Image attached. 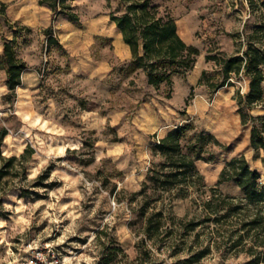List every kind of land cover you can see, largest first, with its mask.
I'll list each match as a JSON object with an SVG mask.
<instances>
[{
	"label": "clouds",
	"instance_id": "obj_1",
	"mask_svg": "<svg viewBox=\"0 0 264 264\" xmlns=\"http://www.w3.org/2000/svg\"><path fill=\"white\" fill-rule=\"evenodd\" d=\"M67 2L73 8L86 9L85 19L93 27L111 22L115 29L113 17L123 20L126 16L135 24L145 12L152 22L171 20L175 38L186 47L196 48L198 55L193 54L190 68L165 58L153 72L137 62L144 55L142 42L136 53L128 43L120 46L111 41L94 52L91 39L83 44L73 40L76 32L68 29L75 22L66 19L56 25L65 30L57 36L58 43L73 57H79L80 64L89 71L81 74L79 68H73L55 79L47 71L42 75L21 72L20 83L12 88L6 83L8 73H0V131L6 132L0 140V169L13 161L6 170L9 175L0 180V264H140L143 252L149 255L144 264H178L204 249L208 251L194 264H250L257 257L249 249L264 253V244L259 242L264 241V233L259 241L256 235L261 225H251L258 219L256 212L261 206L256 198L264 195V148L259 149V158L253 162L257 149L251 146L253 120L259 126L257 118L264 117V100L249 105L247 98L252 89L245 53L249 36L264 23V0ZM0 4L6 6L11 23L19 22L33 30H46L54 14L39 0H0ZM56 11H62L59 2ZM119 37L124 40L123 31ZM211 42L216 43L213 55L224 60L241 58L239 73L229 72L226 82L223 75L215 76L223 72V66L208 59ZM252 43L264 52V46ZM4 52L0 43V56ZM21 59L33 68L41 66L42 61L47 64L49 57L33 44ZM259 68L264 70V64ZM150 72L152 79L159 80V88L149 82ZM189 73H194V78L190 79ZM205 73L213 82H222L223 87L213 90L202 83ZM113 77L115 80L110 82ZM221 95L223 99L209 114V100ZM183 116L207 118L214 125L205 129L211 139L201 147L212 144L215 152L204 156L194 149L190 159L211 163L218 156L222 162L210 174L204 171L209 167L205 163L191 174L189 182L153 192L150 177L159 173L158 179L163 181L168 174L185 171L161 167L170 161L159 148L170 133L187 124V120H180ZM171 117L177 118V124L170 123ZM86 140L92 142L90 146ZM179 144L187 154L184 141ZM234 160H243L249 173H258L253 187L242 188L235 179L221 182L225 172L232 173ZM145 186L148 190L141 195ZM181 188L185 195L178 197ZM146 196L161 197L148 209V215L163 213L160 234L152 238L146 230L147 216L139 218ZM250 196L254 203L249 202ZM218 200L239 206L240 211L226 223H208L207 227L199 223L207 217L214 221L225 215L227 208L216 212L206 208L209 204L215 207ZM192 221L198 226L182 237L183 225ZM169 231L172 235L165 239ZM198 233L197 246L193 241ZM182 239L183 250L173 255ZM259 264H264V259Z\"/></svg>",
	"mask_w": 264,
	"mask_h": 264
},
{
	"label": "trees",
	"instance_id": "obj_2",
	"mask_svg": "<svg viewBox=\"0 0 264 264\" xmlns=\"http://www.w3.org/2000/svg\"><path fill=\"white\" fill-rule=\"evenodd\" d=\"M39 2L40 4L46 5L52 9L54 13L52 15V20H54L56 16H65L68 18V20L74 22L78 21V16L73 12L71 5L67 2V0H39ZM57 2H59L62 7L61 12L56 11ZM253 7H255V5H253ZM5 8V5L0 4L1 15L5 14ZM129 11H131V9H129ZM113 19L117 22L116 29L119 31V33L121 31L124 33L123 42L130 44L134 53L137 52L139 44L141 42L143 43L144 55L143 57L139 58L137 62L140 66L145 67L146 69L151 68L153 72L156 70L158 65H161L165 62V58L170 60L172 63L177 64L178 66L186 69L190 68L193 63V54L198 55V50L196 48L186 47L178 38H175L174 25L172 24L171 20H169L167 23L159 20L152 22V18L147 12H145L144 16L140 17L135 24H133L131 19L127 16L124 17L123 20H117L116 17H113ZM51 30V27H48L46 30H44L48 37L46 42L47 47L51 45H58V42L51 38ZM249 41L248 51L245 53V56L248 58L246 75L251 80L250 87L252 89V92L249 94L247 99L249 105H251L254 100H264V87L261 86L262 83H264V70L259 68L260 64H264V52H262L260 48L255 47V45L252 43L255 41L264 46V23L256 26L254 34L249 36ZM14 43V38L10 41L3 42L5 52L0 59V68L4 70V72L8 73L9 79L6 81V83H8L10 88L14 87L15 84L20 83L18 77L20 73L24 72L26 69V64L16 56ZM238 48L239 45L237 46V50ZM208 59L215 60L218 65L223 66V72H221V75H223L225 78V82L229 72L235 71L237 74L239 73L240 64L242 62L240 57H232L224 60L218 55L213 54L209 55ZM149 60L155 61V63L148 64L147 62ZM149 76V82L155 83L156 87L159 88V80L152 79L151 72L149 73ZM207 85L213 90L218 87H223L222 82H212L211 80L207 81ZM237 95L239 94L237 93ZM241 103L243 104V100H241ZM241 111L243 112V108ZM244 119L245 121L249 119L246 113L244 114ZM257 119L259 120V126H256V119H254L251 135V146L257 149V156H254V159L259 158V149L264 148V117H259ZM187 130L188 126L185 125L184 127L179 128L176 132L170 133L159 146L161 152L165 154L170 161V164L162 165L161 167L170 166L173 168H182L185 169V171L168 174L163 181L158 179L159 173H157L155 177H150V179L153 180L154 185L157 187L168 190L177 185L185 184L190 181L192 173L202 168L205 163H209L204 159H201L199 162H197L195 158L190 159V157H192V151L194 149H199V152L204 153V156H206L205 153H207V148L201 147V144H204L208 139L210 140L211 137H209V135L205 134L204 132L198 133L194 137L193 141L185 145V147H187V154H185L183 153L179 141ZM4 135H6V132L0 131V140L3 139ZM209 145L212 144H207V146ZM198 154L199 153H197V155ZM220 162L222 161H220L217 156H214L212 162L209 163V167L205 168L204 171L210 174L212 171H214L215 166ZM12 163L13 161H9L7 164H5L4 169H0V180H3L4 176L9 175L6 170L11 167ZM230 167L232 168V173L229 174L225 172V174L222 175L221 182L230 183L233 179H235L236 182L242 186V188L253 187L255 185V179L258 178V173H249L248 166L243 160H234ZM196 182L199 183L200 181L197 180ZM21 191L23 192L25 190ZM184 195V189L181 188L180 197H183ZM256 199L261 202V206L256 212L258 219L253 220L251 225H261L260 231L256 234L257 240L259 241L260 234L264 233V215H261V213H264V195H261ZM2 202L3 201H0V203ZM249 202H255L251 196L249 198ZM206 208L213 212L227 208L225 215L217 216L214 221L211 219V217H207L199 221V223L205 224L206 227L208 223H226L231 216L240 211L239 206H231L224 200H218L215 203V207L209 204L206 205ZM197 226V222L192 221L184 224V229L186 232H189L193 231ZM244 227H249V224H244ZM217 235H219V233H217ZM241 239H243V237H241ZM259 242L264 244V241ZM239 243L240 241L236 242V244ZM236 244H233L232 247H236ZM207 251L208 249H204V252H197L191 260L184 261V263H194ZM248 251L250 254H255L257 257L255 260L251 261L250 264H259V261L264 259V253H254L253 249H249Z\"/></svg>",
	"mask_w": 264,
	"mask_h": 264
},
{
	"label": "rangeland",
	"instance_id": "obj_3",
	"mask_svg": "<svg viewBox=\"0 0 264 264\" xmlns=\"http://www.w3.org/2000/svg\"><path fill=\"white\" fill-rule=\"evenodd\" d=\"M73 12L78 16V21L75 22L72 27L70 29H68L69 31H74L77 33H87L91 36H96V41L92 46V50L98 51L100 50V46L104 45L105 43L102 42V39H100L99 37H97L98 35L101 34H112L115 30L111 27V22H109L108 24H100V25H96L95 27H93L91 25L90 20L85 19L86 15H87V10L86 9H80L79 7L77 8H73L71 7ZM43 15V14H41ZM66 19H68L65 16H56V18L54 20H52V16L50 17V26L52 28L51 30V38L55 40V38H57L58 35L60 34H64L65 30L64 29H58L56 28V25L63 23ZM261 19H264V17H262ZM43 23V21H42ZM13 29H15V31H13ZM183 28H180V31H182ZM55 31L56 35H53V32ZM12 36L15 39V43H14V50L16 53V56L21 59L22 56L25 53V49L29 48L30 46H32L33 44H35L36 48L39 50V52L44 55V56H48L49 60L47 64H44L43 61L41 62V66L38 67H33V68H29L26 64V71L27 72H37L38 74H43L44 72H49V74L52 76L53 79L56 78L57 75L60 74H65V73H69L72 71V64L74 68H79V71L81 74H83V71L81 70V67L85 66L83 64H80V58L79 57H73L70 53H68L66 51V49H62L61 45H51L49 47L46 46V42H47V35L44 32V29H36L33 30L31 28L22 26L19 24V22L13 24L10 22V17L8 12L6 11L5 8V14L1 15L0 14V43H3L4 41H10L8 39V36ZM43 35L44 39H41V36ZM199 35V33L197 34ZM80 41V40H79ZM238 46V45H237ZM199 47V46H198ZM216 49V43L215 42H211L210 43V47L208 48V51L210 53V55H212V53L214 52V50ZM29 55H34V53H28ZM1 59V56H0ZM22 60V59H21ZM70 65V66H69ZM4 72V70H2L0 68V73ZM194 73H189V78H194ZM221 72H217L215 73V76H220ZM208 74L205 73V80L202 81V83H207L208 80ZM3 78L0 77V80H2ZM45 79H47V77H45ZM115 80V77L112 78L113 82ZM213 82V80H211ZM25 85V84H23ZM22 86V85H21ZM227 92V89H225V94ZM206 98H207V94L204 93ZM213 96H215V94L213 93ZM6 100H11L12 98H5ZM223 99V96H218L215 97L214 100H209V103L212 105V107L209 110V114L212 113V111L217 107V102L221 101ZM213 119H215V116L212 117ZM175 121L173 122L174 124H177V118L175 117ZM181 121L187 120V126H188V130L184 133V135L182 136L181 140L184 141V144H188L191 141H193L194 137L200 133V132H204L205 134H208L207 131H205V129L214 127V125L211 124V121L207 118L205 119H200L198 116H183L180 117ZM86 145H91V141L90 140H86L85 141ZM207 148V153H205L206 156H208L209 154H212L215 152V149L212 145H209L206 147ZM209 150V152H208ZM218 157V156H217ZM218 159L221 161L220 157H218ZM258 159V158H256ZM255 161V159L253 158V162ZM104 173H98V175H103ZM105 186L108 185V180L107 178L104 181ZM157 189H160V187H157L156 185L153 186V192H155ZM148 188L147 186H145L144 192L140 193L141 195H143L145 192H147ZM112 191H115V187L112 188ZM178 197H180V190L177 192L176 194ZM133 200H135V196L132 197ZM161 199L160 196H156L155 199L151 196H146L145 198V202L143 204V206L140 208L139 210V218L140 220H144L145 217L147 216L146 219V225H147V233L149 235V238H152V236L154 235H159V229L161 226V222L163 219V213H155L154 215H148V209L149 207L155 203V200ZM169 219H171V217H169ZM174 222V221H173ZM183 224V222H182ZM184 227V225H183ZM191 231L186 232L184 229V232L181 233L180 235L182 237H187L189 235ZM172 232H168L165 235V239L168 236H171ZM200 233H198L196 235L195 240L193 241L194 245H199L200 243ZM83 242V241H82ZM115 244V241H113V245ZM137 247H140L139 245ZM115 251H119L121 249L116 248L114 249ZM183 250V239L181 240L180 244H177L175 246V249L173 251V255H176L177 253H179L180 251ZM192 249L189 248V251H191ZM106 251H109V249H106ZM111 259H115V256L113 255L111 257ZM149 259V255L147 252H143V260L140 261V264H144L145 261H147ZM102 264H108L107 261H103ZM178 264H185L184 261H180L178 262ZM194 264V263H192Z\"/></svg>",
	"mask_w": 264,
	"mask_h": 264
},
{
	"label": "crops",
	"instance_id": "obj_4",
	"mask_svg": "<svg viewBox=\"0 0 264 264\" xmlns=\"http://www.w3.org/2000/svg\"><path fill=\"white\" fill-rule=\"evenodd\" d=\"M179 30H180V28H179ZM97 37H99L100 39H102V42H104V43L111 41V42H114L115 45H120V46H123L124 45L123 40L119 37V31L117 29L112 34H101V35H98ZM89 39H91L95 43V41H96L97 38H96V36L94 37V36H91V35H89L87 33H77V32H76V36H74V38H73L74 41H76V40L79 41L80 40L79 42L81 44H83L86 40H89ZM55 40L58 42V39L57 38H55ZM62 49L63 50L66 49V51L71 54V51L69 49L65 48L64 46H62ZM71 67H72V69L74 68L73 67V64H72ZM81 70L83 71V73H85V72L89 71L90 69L88 67H86V66H84V67L82 66L81 67ZM24 73H29V72H27L26 69H25L24 70ZM22 87H27V84L22 85ZM175 120H176L175 117H171L170 118V123L171 124H174L173 122Z\"/></svg>",
	"mask_w": 264,
	"mask_h": 264
}]
</instances>
